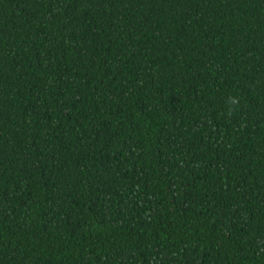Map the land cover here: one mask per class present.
Wrapping results in <instances>:
<instances>
[{
  "label": "trees",
  "instance_id": "1",
  "mask_svg": "<svg viewBox=\"0 0 264 264\" xmlns=\"http://www.w3.org/2000/svg\"><path fill=\"white\" fill-rule=\"evenodd\" d=\"M0 264H264V0H0Z\"/></svg>",
  "mask_w": 264,
  "mask_h": 264
}]
</instances>
